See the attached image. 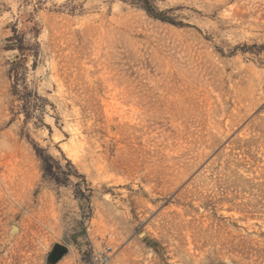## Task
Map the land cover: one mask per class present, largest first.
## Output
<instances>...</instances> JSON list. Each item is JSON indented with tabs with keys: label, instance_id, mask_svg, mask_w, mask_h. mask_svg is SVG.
I'll return each mask as SVG.
<instances>
[{
	"label": "rangeland",
	"instance_id": "1",
	"mask_svg": "<svg viewBox=\"0 0 264 264\" xmlns=\"http://www.w3.org/2000/svg\"><path fill=\"white\" fill-rule=\"evenodd\" d=\"M144 1L0 0V264H264V0Z\"/></svg>",
	"mask_w": 264,
	"mask_h": 264
},
{
	"label": "built area",
	"instance_id": "2",
	"mask_svg": "<svg viewBox=\"0 0 264 264\" xmlns=\"http://www.w3.org/2000/svg\"><path fill=\"white\" fill-rule=\"evenodd\" d=\"M111 258V247H103L100 248L97 252H96V260L100 263V264H108Z\"/></svg>",
	"mask_w": 264,
	"mask_h": 264
},
{
	"label": "trees",
	"instance_id": "3",
	"mask_svg": "<svg viewBox=\"0 0 264 264\" xmlns=\"http://www.w3.org/2000/svg\"><path fill=\"white\" fill-rule=\"evenodd\" d=\"M144 8L147 10V12L154 16V17H157L158 15L155 13L154 11V7L151 5V1L150 0H145L144 1Z\"/></svg>",
	"mask_w": 264,
	"mask_h": 264
},
{
	"label": "bare ground",
	"instance_id": "4",
	"mask_svg": "<svg viewBox=\"0 0 264 264\" xmlns=\"http://www.w3.org/2000/svg\"><path fill=\"white\" fill-rule=\"evenodd\" d=\"M73 151H74V155L78 154L76 149H73Z\"/></svg>",
	"mask_w": 264,
	"mask_h": 264
}]
</instances>
